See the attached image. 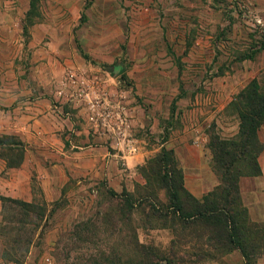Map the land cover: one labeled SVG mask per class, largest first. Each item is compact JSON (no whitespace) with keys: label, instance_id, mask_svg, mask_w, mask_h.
<instances>
[{"label":"rangeland","instance_id":"374dc122","mask_svg":"<svg viewBox=\"0 0 264 264\" xmlns=\"http://www.w3.org/2000/svg\"><path fill=\"white\" fill-rule=\"evenodd\" d=\"M262 8L264 0H36L32 20L42 28L36 26L34 43L37 49L52 50V58L39 54L41 59L31 63L25 49L0 53V89L7 88L3 94L17 86L35 89L0 111L35 96L49 98L73 126L75 133L66 128L64 137L78 147L106 146L71 104L54 98L69 69L106 78L103 66L120 61L126 79L117 77L119 88L127 96L135 138L146 155L144 163L130 170L120 166L115 180H67L57 171L52 174L56 190L45 192L33 179L29 202L0 196V264H245L238 251L228 253L211 242L207 228L185 225L172 215L167 191L157 180L147 184L143 170L159 158L162 149L155 150L172 129H182V113L192 109L186 95L198 97L203 106L207 95L225 106L219 123L204 126L207 144L211 134L226 139L234 134L239 122L230 103L254 79L264 87ZM17 24H11L13 32ZM32 40L20 33L0 36V44L6 45L26 46ZM34 74L40 84L32 80ZM223 88L237 92L221 100L217 96ZM16 141L15 136L0 140V157L7 166L23 161L24 147H10ZM258 141L264 144V126ZM261 157L264 153L258 161ZM33 166L36 175L37 162ZM174 179L178 182L177 175ZM257 224L264 227V222ZM254 255L253 264H264V251L257 249Z\"/></svg>","mask_w":264,"mask_h":264},{"label":"crops","instance_id":"0c3cea01","mask_svg":"<svg viewBox=\"0 0 264 264\" xmlns=\"http://www.w3.org/2000/svg\"><path fill=\"white\" fill-rule=\"evenodd\" d=\"M31 10V0H0V20L3 23L0 26V36L12 37L20 33L25 37L31 36V39L33 37V40L26 46L0 44V53L20 52L25 49L31 53V63H37L41 59L39 54L45 55L42 59L46 57L51 59L52 50L36 48L34 31H37V27L42 28V25H35ZM28 18L30 23L27 22ZM15 21L18 22V29L16 27L15 32H13L10 26ZM76 44L79 51L78 42ZM38 67L40 66L35 68ZM32 80L41 83L36 74L32 75ZM3 81L4 78H2ZM25 81L23 79L22 84ZM225 87L229 89V86L226 85ZM4 90L3 87L0 89V106L10 108L16 101L23 99L22 97L32 95L35 89H22V87L17 86V91L12 90L9 95H4ZM236 92L237 90H235V93H227L226 88H223L222 91L219 90L217 98L224 100L230 94L233 98ZM186 96V100L192 101V104H190L192 109L184 110L182 113L183 116L186 115L182 129H172L169 139L160 145L155 152L166 148L174 153L182 168L185 189L194 199L200 201L218 186V180L208 164V138L205 135L204 126L207 123H219L218 118L225 106H220L222 103L220 99L212 102V100H209L208 95L204 100V106L201 101L199 102L198 97H194V99L191 97L190 99L189 95ZM54 99L60 100L59 98ZM204 101L202 99V102ZM59 102L66 103L65 100ZM51 103L52 101L49 98L35 96L6 113L0 111V140L7 136H15L24 147V158L18 167H8L6 160L0 157V182L3 185L0 187V196L29 202L32 197L31 183L34 178L39 181L43 190L48 192L47 190L51 188L56 190L53 187V181L56 177L52 174H57V171H59L61 177H65L67 180H115L120 175V166L130 170L134 166L144 163L146 153L142 154L138 143L139 154L134 157H122L110 149L108 145L76 146L68 135L64 137V129L73 130L68 116L61 115L60 109ZM155 132L157 133L158 129ZM73 133H75L74 130ZM237 134L238 125L234 134L230 137ZM66 142H68V145H66ZM36 162L37 174L35 175L33 164ZM259 164L261 175L241 179L240 194L250 219L253 222L263 223L264 157L260 158Z\"/></svg>","mask_w":264,"mask_h":264},{"label":"trees","instance_id":"16d2710c","mask_svg":"<svg viewBox=\"0 0 264 264\" xmlns=\"http://www.w3.org/2000/svg\"><path fill=\"white\" fill-rule=\"evenodd\" d=\"M35 3L36 0H31V11ZM78 49L88 61L89 57ZM102 69L112 77L126 79L125 67L120 61L104 65ZM233 100L229 106L238 118V134L228 139L211 134L207 144L209 166L218 180V186L211 193L200 201L194 199L184 187L183 172L174 153L165 148L143 174L147 184L157 180L159 188L167 191L171 214L181 223L202 225L209 230L211 242L218 243L225 252L238 251L245 264H253L255 255L251 253L257 249L264 251V227L249 219L241 200L240 182L243 178L261 175L258 158L264 153V145L258 141V132L264 126V87L254 79ZM11 146L23 148L19 141ZM173 165L176 170L170 171ZM112 195L117 198L116 194ZM127 206L131 211L135 209L132 203Z\"/></svg>","mask_w":264,"mask_h":264},{"label":"built area","instance_id":"2783aa9c","mask_svg":"<svg viewBox=\"0 0 264 264\" xmlns=\"http://www.w3.org/2000/svg\"><path fill=\"white\" fill-rule=\"evenodd\" d=\"M56 96L71 104L88 122L93 136L104 140L110 149L122 157L138 154L134 117L117 78L69 69L57 86Z\"/></svg>","mask_w":264,"mask_h":264}]
</instances>
